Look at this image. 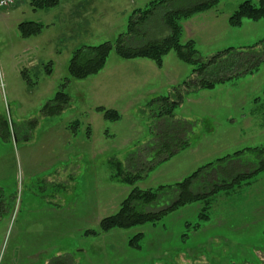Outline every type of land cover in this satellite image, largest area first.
Wrapping results in <instances>:
<instances>
[{"label": "rangeland", "instance_id": "1", "mask_svg": "<svg viewBox=\"0 0 264 264\" xmlns=\"http://www.w3.org/2000/svg\"><path fill=\"white\" fill-rule=\"evenodd\" d=\"M151 1L57 0L53 7L35 8L25 0L0 7V198L6 202L0 217V264H264V170L154 224L100 231V220L117 213L132 188L172 185L226 155L264 146L262 64L213 89L184 93L173 115L192 124L188 147L132 186L115 178L117 162L123 171L137 169L138 152L161 129L163 118L156 113L162 107L148 102L194 78V66L170 51L158 68L149 59H122L115 47L104 68L85 79L69 80L68 64L81 46L113 43L120 35L126 47L160 40L167 35L166 11L205 0L157 3L153 14L127 34L132 12ZM241 2L220 0L181 20V43L193 41L203 61L225 48L263 39L264 20L228 24ZM22 22L42 27L22 37ZM65 78L68 104L55 115H44L43 106ZM97 107L120 117L106 120ZM262 159L264 154L243 153L240 162L225 168L231 173L225 180ZM214 169H207L201 181L210 179ZM220 182L206 186L198 181L194 191L206 193ZM58 195L64 205L45 209L58 202L52 200ZM175 195L174 190L162 191L157 206ZM89 230L95 233L86 234ZM137 233L142 234L140 247L133 248L128 240Z\"/></svg>", "mask_w": 264, "mask_h": 264}, {"label": "trees", "instance_id": "2", "mask_svg": "<svg viewBox=\"0 0 264 264\" xmlns=\"http://www.w3.org/2000/svg\"><path fill=\"white\" fill-rule=\"evenodd\" d=\"M168 1L170 0H154L144 9L134 10L130 16L126 33L129 35H131L132 32L134 33L136 26L144 23L153 14L157 3L158 5H162V3ZM219 1L220 0H205L186 9L166 11L163 14V20L167 27V35L160 40L148 42L139 47H126L123 45V35H120L113 43L106 41L98 45H84L72 53L68 64L69 80L85 79L88 76L96 75L104 68L108 55L113 47H115L116 54L122 59H149L158 68L162 66L163 57L170 51H174L177 57L184 63L194 66L192 68L194 78H191L187 82H183L182 86L175 88L174 92L170 93V95L157 97L148 102V105L157 103L162 107L156 113L159 119L163 118V122L160 125L161 129L155 128V139L148 144L147 148L138 152L137 169H127V171H123L121 163L117 162L118 171L115 174V178H117L118 181L132 186L139 179L145 177L147 172L155 165L170 159L176 152L188 147V140L186 137L192 128V124L186 120L174 119L173 115V110L182 102L184 93L200 89H213L217 84H223L235 77L253 73L260 65L264 64V38L247 47L239 49L234 47L225 48L203 61L198 56L193 41L189 40L185 43H181L180 38L182 29L180 21L211 9ZM30 3L35 8H49L55 6L57 0H30ZM243 19L253 21L264 20V0H257L256 4L252 3V0H242L237 9L228 18V24L232 27H237L241 25ZM41 27L40 24L35 22H22L18 26L19 33L22 37H28L39 33ZM46 72L50 73V69L47 68ZM68 79H64L65 81L61 84L60 89L55 93L53 98L43 106L42 113L44 115H55L66 107L69 102V95L64 92V87ZM192 80H194V82H191ZM95 110L101 112L106 120H117L120 117L119 114L112 109L97 107ZM245 152L263 156L264 146L260 148L249 147L245 150L235 152L232 155H226L217 159L215 162L208 163L198 168L183 180L172 185H162L155 190L132 188L127 197L122 201L117 213L100 220V231L107 232L115 228L128 229L145 223L154 224L179 207L197 201H204L218 192L221 187L231 189L236 183H241L264 170V159H262L255 165L256 167H251L248 172L245 173L237 172L231 179H228L229 181L227 182L225 176L231 173L225 170V168L228 164H234L236 160H238V157ZM238 161L240 162V160ZM144 162H148V164ZM132 164L133 167L136 166L135 162H132ZM213 168H215L216 171H214V169L212 173H210L212 177L207 181H201L205 171ZM231 171L233 172L234 170ZM198 181L206 184V186H208L210 182H221L218 186L215 185L210 191L204 193L202 191H194L197 188L196 186H198L195 185ZM170 190L176 192V197L159 208L157 204L160 193ZM5 205L6 202L4 199H0V217L5 210ZM90 233L94 234L95 231H86V234ZM141 238L142 234L137 233L128 240V245L133 248H139Z\"/></svg>", "mask_w": 264, "mask_h": 264}, {"label": "built area", "instance_id": "3", "mask_svg": "<svg viewBox=\"0 0 264 264\" xmlns=\"http://www.w3.org/2000/svg\"><path fill=\"white\" fill-rule=\"evenodd\" d=\"M24 1L25 0H0V7L6 8V7L14 6Z\"/></svg>", "mask_w": 264, "mask_h": 264}, {"label": "crops", "instance_id": "4", "mask_svg": "<svg viewBox=\"0 0 264 264\" xmlns=\"http://www.w3.org/2000/svg\"><path fill=\"white\" fill-rule=\"evenodd\" d=\"M1 173V172H0ZM52 198H54V199H52V200H58V202L57 203H52V202H50V204H52V205H54V206H52V205H48V206H45V209H47V210H52V209H56V206H59V205H64V201L62 200V197L61 196H57V197H52ZM0 199H2V198H0ZM53 207V208H52Z\"/></svg>", "mask_w": 264, "mask_h": 264}]
</instances>
